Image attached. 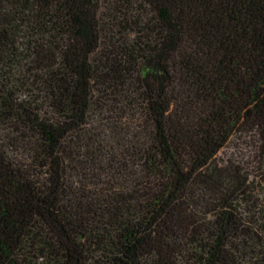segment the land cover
Wrapping results in <instances>:
<instances>
[{
    "label": "trees",
    "instance_id": "1",
    "mask_svg": "<svg viewBox=\"0 0 264 264\" xmlns=\"http://www.w3.org/2000/svg\"><path fill=\"white\" fill-rule=\"evenodd\" d=\"M0 264H264V0H0Z\"/></svg>",
    "mask_w": 264,
    "mask_h": 264
},
{
    "label": "rangeland",
    "instance_id": "2",
    "mask_svg": "<svg viewBox=\"0 0 264 264\" xmlns=\"http://www.w3.org/2000/svg\"><path fill=\"white\" fill-rule=\"evenodd\" d=\"M253 138H235L220 154V157L224 160L228 157H245L251 155Z\"/></svg>",
    "mask_w": 264,
    "mask_h": 264
}]
</instances>
